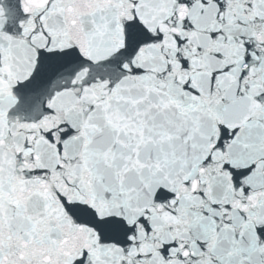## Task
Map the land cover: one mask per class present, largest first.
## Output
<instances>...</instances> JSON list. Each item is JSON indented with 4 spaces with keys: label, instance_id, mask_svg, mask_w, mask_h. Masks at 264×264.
Listing matches in <instances>:
<instances>
[{
    "label": "snow or ice",
    "instance_id": "6c2138e0",
    "mask_svg": "<svg viewBox=\"0 0 264 264\" xmlns=\"http://www.w3.org/2000/svg\"><path fill=\"white\" fill-rule=\"evenodd\" d=\"M0 264H264V0H0Z\"/></svg>",
    "mask_w": 264,
    "mask_h": 264
},
{
    "label": "water",
    "instance_id": "95a60500",
    "mask_svg": "<svg viewBox=\"0 0 264 264\" xmlns=\"http://www.w3.org/2000/svg\"><path fill=\"white\" fill-rule=\"evenodd\" d=\"M28 3L32 7H42L47 3V0H28Z\"/></svg>",
    "mask_w": 264,
    "mask_h": 264
}]
</instances>
